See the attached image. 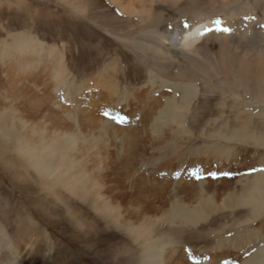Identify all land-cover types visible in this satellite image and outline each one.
<instances>
[{
	"label": "rangeland",
	"instance_id": "1",
	"mask_svg": "<svg viewBox=\"0 0 264 264\" xmlns=\"http://www.w3.org/2000/svg\"><path fill=\"white\" fill-rule=\"evenodd\" d=\"M261 4L0 0V52L7 44L16 54L25 39L43 51H23L37 66L26 74L29 82L21 83V74L13 77L21 97L16 103L29 98L21 89L31 88L40 98L59 95L62 105L75 110L65 117L74 141L63 143L66 153L51 155V173L31 165L22 173L16 159L28 163L27 156L12 145L0 151V241L7 237L2 250L15 251L20 264H147L148 242L163 244L159 264H243L260 251L264 212L254 217L237 202L248 182L264 173V142L257 140H264V103L235 87L228 72L231 54L244 56L246 48L252 50L247 59L264 62ZM206 19L220 21L226 32L208 37L205 48L191 54L204 64L190 73L180 49L171 48L179 56L162 54L171 44L156 29L167 36ZM254 35L257 47L249 42ZM184 72L196 88L186 102L179 88ZM173 98L176 118L164 112ZM46 126L53 128L51 121ZM233 131H250L252 138L224 137ZM175 202L216 208L198 224L177 223L171 216ZM6 241L12 249H5Z\"/></svg>",
	"mask_w": 264,
	"mask_h": 264
},
{
	"label": "bare ground",
	"instance_id": "2",
	"mask_svg": "<svg viewBox=\"0 0 264 264\" xmlns=\"http://www.w3.org/2000/svg\"><path fill=\"white\" fill-rule=\"evenodd\" d=\"M256 6H259V3H256ZM260 7L261 9L263 8L264 10V7L262 6V4L260 5ZM229 24H227V26ZM222 28H223V25L221 24L220 21H217L214 19H206L205 21H197V22H193L190 24L181 25L179 29H176L175 31H173V33L171 32V34H168L169 36L168 35L165 36V33L161 32V30L159 29H156V31H158L157 33L160 34V37L158 36L159 38H162L164 40L166 38L170 42L169 44H171L170 48L168 47L164 48L162 54L167 55L168 53L169 54L172 53V56H179V54L171 50V48L176 47L177 49H180L181 53L183 54V58H184L183 61L187 65V67L185 66V69L189 68L188 71L192 73V71H195L196 68L201 69L203 67L204 61L194 59V57L192 58L191 54L199 53L203 48H205L204 44L208 40V37L210 38L214 36V38H218V36H220L219 33L221 34V33L226 32L225 29L223 30ZM247 28L249 29L248 25H247ZM212 29H215L216 31H214V33L208 32L209 30H212ZM217 29L221 31L219 32ZM216 34H218V36ZM252 38H253L252 40H249V42L251 43L250 45L253 44L257 47L258 45L256 42L257 40H255V35ZM22 41L19 40V44L17 46L18 48H16V51H17L16 54L15 53L12 54V50L9 48L7 44L6 46L3 47V49L0 52V90L1 91L3 90L0 94L1 95L0 96V151L1 153L6 152L7 149H10L8 147L12 145V149H15L18 152V155H21V154L26 155L28 163L24 162L23 159L22 160H20V158L16 159L17 166L18 168L19 167L21 168L22 173L24 172L22 168L28 165H31L34 168L36 167L37 170L39 169L40 171H43L45 173L47 172L51 173L52 171L55 170V165H52V163L50 162L51 155H55L58 153L59 154L66 153L67 149L64 146L65 144L63 143L71 142L72 140L74 141L73 139L74 136L72 135V132L74 131V129L71 125L65 124V117H69V118L73 117L74 116L73 113L75 112V110L74 108L73 109L67 108L66 107L67 105L66 106L62 105V101H65V100L61 101L60 99H58L59 98L58 94H57L58 96L56 97L45 94L44 95L45 98H42V97L40 98L39 93H38L39 91L34 89V91L31 92L32 91L31 88H28L31 93L30 92L26 93L24 92V89H21L22 92L20 93L22 94L24 93V95H29V98L26 99L23 96L24 99L21 100L19 104L16 103V101L19 99L17 97H20V96H17V94L14 93L15 92V89H14V78L15 77L14 76L21 74L22 75L21 79L25 78L24 80H20L21 83H25V81L29 82V80L26 79L27 77L26 74L31 73L37 66V60H34L35 57L34 56L31 57L32 55L28 56L27 53H23V51L43 52L36 45H35L36 47H34L33 40L25 39ZM248 50H251V49L246 48V50H244V53H243L244 56H238L235 53L231 54L229 62L231 65V69L233 71L231 70V72H228V73L230 76H232V74L234 73V76L236 78H234L233 85L235 87L238 86V87L243 88L244 92L249 94L253 100L264 103V62H262V60H257V59H247ZM18 53H23V54H26L27 56L20 55V54L18 55ZM49 53H51V51H49ZM12 58H13V61L11 60ZM238 61L241 63V65L238 64ZM221 62H224V60L220 61V63ZM217 63L218 62L216 61V64ZM64 69L58 70L57 74L55 75L56 77L55 81L58 85V88L60 84L63 83L64 81V71H63ZM36 73H39V71L37 70ZM181 76H182V80L180 81L179 88H181L183 92L182 100L185 102L190 101L194 93L196 92V88L194 89L192 87V84L188 83L187 76L190 77L191 76L190 74H187L184 72L182 73ZM181 83L183 84L181 85ZM37 86L39 85L37 84L36 88ZM17 90L18 89H16V91ZM30 99L35 101L32 104L35 106L34 107L31 106L32 109L29 107ZM172 102L173 104L171 105V107H169L168 110L164 112L168 113L169 117H175V115L176 117H178L177 113H174L173 107H172L175 102L174 98L172 99ZM20 111L22 112L20 113ZM49 121L52 122V126H53L51 130L50 128H48V126H46L47 122ZM224 137H226L227 139L243 140V138L244 139L248 137L252 138V135L250 134V131H233L231 133L224 135ZM8 139H9V142L5 145L4 144L6 142L5 140H8ZM257 140L264 142V140H260V139H257ZM61 145L64 148H62ZM75 145L76 144H74V146ZM43 163H45V165H43ZM76 174H77L76 175L77 177L78 174L80 175L82 173L80 171L79 173H76ZM247 186H248L247 192H245L246 194L243 197H241L240 200L237 199L238 202L236 200L235 201L232 200V202L233 203L237 202L242 205H248L251 208L253 216L259 217L264 212V173L257 175L253 180L249 181ZM215 208L207 204L201 207L192 208V207L185 206L179 202H175L172 206L171 216L173 220L176 221L177 223L180 222V223H186V224L188 223L198 224L200 223V221L204 220L208 215H210L211 212H214ZM25 225H27V223ZM27 226L32 227L33 223L28 222ZM0 232H2L1 227H0ZM21 233H24V232H21ZM3 238L6 239L7 237L5 236ZM5 239H2V241H0V246H1L0 250L3 251L2 254L0 251V254L2 255L0 256V264H20L18 260V256L16 255L15 251L8 252L9 250L7 249L8 251L7 252L5 251L6 252L5 253L4 250H2L3 249L2 243L5 242ZM245 240H242V243L243 241L245 242ZM157 243H161V242H157ZM147 244L148 246L143 253L144 259L147 261V264H159V260L162 259V258L159 259L160 248L163 246V244H155V243L151 244V242L150 243L148 242ZM5 246H6L5 249L6 248L12 249V246L9 243V241L7 242V244H5ZM256 252L253 255H251L250 258L244 261L243 264H264V247L260 249V251H258L257 253Z\"/></svg>",
	"mask_w": 264,
	"mask_h": 264
},
{
	"label": "snow or ice",
	"instance_id": "3",
	"mask_svg": "<svg viewBox=\"0 0 264 264\" xmlns=\"http://www.w3.org/2000/svg\"><path fill=\"white\" fill-rule=\"evenodd\" d=\"M107 115V113H106ZM113 119H115L118 123H124L125 122V118L124 117H120V116H116L113 117ZM194 176H198V170L194 169L193 172L191 173ZM210 175H215L214 173H211Z\"/></svg>",
	"mask_w": 264,
	"mask_h": 264
}]
</instances>
